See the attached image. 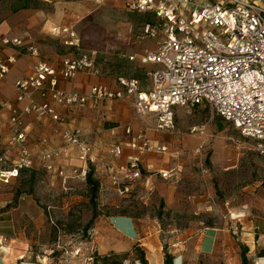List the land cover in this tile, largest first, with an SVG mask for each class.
<instances>
[{
	"label": "crops",
	"instance_id": "0c3cea01",
	"mask_svg": "<svg viewBox=\"0 0 264 264\" xmlns=\"http://www.w3.org/2000/svg\"><path fill=\"white\" fill-rule=\"evenodd\" d=\"M129 1L0 0V56L14 57L7 74L0 79V101L7 103L0 104V171L9 168L17 158V149L9 144L12 136L10 108L21 109L27 103L15 101L14 80L27 75L37 61L59 68L62 58L75 55V47L66 43L70 40L68 32L61 28L75 33L81 49L91 55L94 71H80L71 79H59L58 88L85 94L91 85L99 83L115 89L119 77L137 79L141 89L151 87L150 73L158 68V64L142 62L140 57L146 50L156 48L155 39L142 33L143 25L155 18L149 13L129 10ZM53 28L59 32L52 31ZM5 37L21 38L23 47L3 45L1 39ZM26 46L33 47L36 53L27 52ZM51 104L65 118V124L79 128L82 138L90 144L94 158L90 165L99 183V192L109 187L118 193L109 186L111 177L124 176L120 166L130 156H135L141 176L132 182L125 178L122 185L131 183L128 194L138 190L143 192L141 197L147 198L156 191L165 202L173 204V184L177 181L173 179V170L183 167V163H179L181 151L137 155L127 146L131 137L138 133L168 148L171 146L162 134L165 131L155 127L154 115L138 116L130 99L87 102L71 107ZM181 110L174 107L175 113ZM203 124L207 132L208 125ZM53 127L54 122L48 117L34 114L20 117V129L25 132L27 147L34 154L59 145L60 138L53 134ZM43 138H46L45 142ZM175 140H171L173 144ZM110 143L123 146L120 157L108 156L106 146ZM7 160L11 161L10 166H5ZM53 163L67 170L82 164L75 148ZM22 170L31 172L29 178H25L30 183L26 188L19 187V178L9 177L6 182L0 178V264H55L45 255L40 257L33 252L31 245L37 242L39 234H43L49 219L46 210L34 198V179H38V170L47 174L48 185L56 176L46 172L37 157L32 167L19 172ZM161 172H167V175L162 176ZM257 199L259 202L253 204L252 209L241 205L230 215L229 221H237L236 235L228 229L226 221L217 226L204 224L196 232L190 227L184 228L181 233L165 237L158 234L156 222L152 221L142 234L138 218L129 215L127 210L97 214L92 225V251L98 255H125L123 264L130 261L140 264L138 251L144 255L147 264H239L241 247L247 248L250 257L255 246L264 242V201ZM237 235L239 237L235 238ZM258 263L264 264V257L253 259V264Z\"/></svg>",
	"mask_w": 264,
	"mask_h": 264
},
{
	"label": "built area",
	"instance_id": "2783aa9c",
	"mask_svg": "<svg viewBox=\"0 0 264 264\" xmlns=\"http://www.w3.org/2000/svg\"><path fill=\"white\" fill-rule=\"evenodd\" d=\"M127 7L155 18L143 25L142 33L155 39L156 48L146 50L140 57L142 62L158 64V68L150 73L151 87L141 89L137 79L119 77L115 89L99 83L91 85L85 94L58 88L59 79H71L80 71H94L93 59L81 49L75 33L61 28L68 32L70 40L66 43L75 47V55L62 58L59 68L37 61L27 75L13 82L15 101L27 103L21 109L10 108L12 136L9 144L17 149V158L9 168L0 171L4 182L17 176L19 170L32 167L37 157L43 169L59 179L64 191H68L66 184L71 179L85 183L88 164L94 160L92 148L82 138L79 128L66 127L63 116L51 102L71 107L87 102L130 99L136 114L154 115L155 127L162 131L175 128L174 107L189 112L194 106L207 105L242 136L255 139L262 147L264 0H130ZM52 31L59 32L56 28ZM1 43L23 47L19 37H5ZM26 51L36 53L31 46H26ZM13 61V56H0V79L5 77L9 63ZM0 104L7 103L0 101ZM23 114L48 117L54 122L52 132L60 138L59 145L38 154L31 152L26 144V134L20 129ZM188 131L203 135L205 124L192 125ZM126 133H129L128 129ZM127 146L137 155L169 153L167 145L153 142L142 133L132 136ZM72 148L76 149L82 164L68 170L56 167L53 161ZM122 151L121 144L106 146L108 156L113 159L120 157ZM120 168L125 172L124 176L113 175L110 183L122 194L128 192L131 184L122 185L125 178L132 182L139 179L141 173L135 156H130ZM161 175L166 176L167 172H161ZM228 229L235 234L236 222L230 221Z\"/></svg>",
	"mask_w": 264,
	"mask_h": 264
},
{
	"label": "rangeland",
	"instance_id": "374dc122",
	"mask_svg": "<svg viewBox=\"0 0 264 264\" xmlns=\"http://www.w3.org/2000/svg\"><path fill=\"white\" fill-rule=\"evenodd\" d=\"M203 123L208 125L205 134L189 133L191 125ZM72 126L66 125L67 128ZM162 134L171 143L169 152L178 150L182 154L179 163H183V167L173 170V179L177 180L173 184V204L165 202L156 191L145 198L141 197L142 191L120 194L109 187L101 192L98 189L96 197L90 201L86 183L71 179L66 184L67 194L57 177L48 185L47 174L38 170L33 195L49 219L31 250L55 264H92L94 253L90 241L93 218L97 214L127 210L129 215L138 218L142 234L150 222L155 221L158 234L165 237L189 227L196 232L204 224L217 226L226 221L228 225L235 209L241 205L252 209V205L259 202L257 198L264 201V142L261 147L255 139L242 136L207 105L175 113V128ZM173 139L177 140L175 144ZM11 164L5 161V166ZM30 174L24 171L18 176L20 187L30 185L25 179ZM93 176L95 178V173ZM261 247L262 244L255 246L248 257L250 264L259 258L256 253Z\"/></svg>",
	"mask_w": 264,
	"mask_h": 264
},
{
	"label": "trees",
	"instance_id": "16d2710c",
	"mask_svg": "<svg viewBox=\"0 0 264 264\" xmlns=\"http://www.w3.org/2000/svg\"><path fill=\"white\" fill-rule=\"evenodd\" d=\"M93 171L94 170L89 163L85 183L87 186V191H88L89 196H90V201H93V199L96 197L98 189H99V183H98L97 179L94 178V176H93L94 172ZM22 172H23V170L20 171L19 174L17 176H14V177L19 178L18 176L22 175ZM135 250L138 251V248H135ZM138 252H137V259H138L139 263L140 264H147V262L144 258V255L141 252H139V253ZM256 255L259 257H264V242H263L260 250L257 251ZM125 258H126L125 255H117L114 253L104 254V255H98V254L94 253L92 264H97L98 260H100V264H123V260ZM113 259H115V260H113ZM239 260H240L239 264H250V261H249L248 256H247V248L246 247H241L240 254H239Z\"/></svg>",
	"mask_w": 264,
	"mask_h": 264
},
{
	"label": "bare ground",
	"instance_id": "6f19581e",
	"mask_svg": "<svg viewBox=\"0 0 264 264\" xmlns=\"http://www.w3.org/2000/svg\"><path fill=\"white\" fill-rule=\"evenodd\" d=\"M259 262V261H258ZM259 264V263H258Z\"/></svg>",
	"mask_w": 264,
	"mask_h": 264
}]
</instances>
